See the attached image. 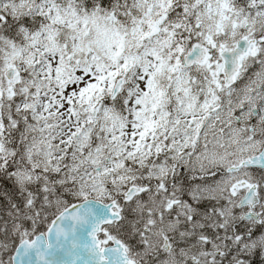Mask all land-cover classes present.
I'll use <instances>...</instances> for the list:
<instances>
[{
    "label": "snow or ice",
    "instance_id": "6c2138e0",
    "mask_svg": "<svg viewBox=\"0 0 264 264\" xmlns=\"http://www.w3.org/2000/svg\"><path fill=\"white\" fill-rule=\"evenodd\" d=\"M0 264H264V0H0Z\"/></svg>",
    "mask_w": 264,
    "mask_h": 264
}]
</instances>
